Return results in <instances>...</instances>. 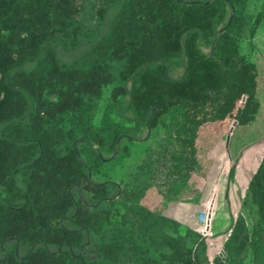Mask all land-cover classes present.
Wrapping results in <instances>:
<instances>
[{
  "label": "trees",
  "instance_id": "1",
  "mask_svg": "<svg viewBox=\"0 0 264 264\" xmlns=\"http://www.w3.org/2000/svg\"><path fill=\"white\" fill-rule=\"evenodd\" d=\"M248 2L0 0V264H208L199 228L161 210L208 191L236 130H264ZM247 188L257 221L227 210L214 264H264V156Z\"/></svg>",
  "mask_w": 264,
  "mask_h": 264
},
{
  "label": "rangeland",
  "instance_id": "2",
  "mask_svg": "<svg viewBox=\"0 0 264 264\" xmlns=\"http://www.w3.org/2000/svg\"><path fill=\"white\" fill-rule=\"evenodd\" d=\"M257 7V0H249L246 12L252 14ZM251 44L253 51L249 49L247 43H243V50L247 53L250 60L260 68L261 60L264 58V19L260 22L254 35L251 38ZM179 71L172 73V76H177ZM256 100V99H255ZM254 101V100H253ZM254 105V103H251ZM262 116V115H261ZM259 120H262L260 116L256 117L248 124L245 128L234 132L233 141L229 142L227 147L223 148V162L218 166L216 174H213V182L205 192L206 187L203 189L202 197H205L206 202H211L212 204L206 203L205 214L207 208L210 212V217L206 223L201 224L198 228V233L201 229L205 228V232L209 233L210 237L207 239V256L208 264H214L213 257L218 253L217 243H219L220 238L215 237L216 232L212 227L211 221L217 219L220 215H225L227 217V210L232 218H236L238 215H243L248 223L254 224L257 221L256 207L252 204L250 196L248 193L247 183L249 178L255 173L256 168L264 156V130L261 127L257 132V127H259ZM210 142H218L214 147L212 155L214 156V161H217L220 154L219 141L222 140L221 135V125L216 124V126H211ZM243 147L242 151L240 149ZM137 148V146H134ZM239 149V150H238ZM138 150H134L132 157L123 164L121 169H118L114 175V180H117L123 174L128 173L130 167L135 164L136 158L138 157ZM237 155V156H236ZM187 158L183 160H172L167 164V170L163 172L160 178H170L172 176L178 175L180 172H185L187 170ZM233 165V177L229 181L227 180V171L229 167ZM214 177V178H213ZM227 188V201L228 208L225 207L223 203V190Z\"/></svg>",
  "mask_w": 264,
  "mask_h": 264
},
{
  "label": "crops",
  "instance_id": "3",
  "mask_svg": "<svg viewBox=\"0 0 264 264\" xmlns=\"http://www.w3.org/2000/svg\"><path fill=\"white\" fill-rule=\"evenodd\" d=\"M206 201L205 197H199L197 199H184L178 200L175 196H172L169 201H167L162 206V214L168 218L174 219L189 229L196 231L199 226H201V214L205 211ZM228 217L225 215H220L218 218L211 221L212 227L214 228L216 235L218 237L220 233L226 230L228 226ZM217 250L221 248L220 241L217 243Z\"/></svg>",
  "mask_w": 264,
  "mask_h": 264
},
{
  "label": "built area",
  "instance_id": "4",
  "mask_svg": "<svg viewBox=\"0 0 264 264\" xmlns=\"http://www.w3.org/2000/svg\"><path fill=\"white\" fill-rule=\"evenodd\" d=\"M199 234L202 235V236H204L205 238L210 237L209 233H207V231L205 232V228L204 229H201V231H199Z\"/></svg>",
  "mask_w": 264,
  "mask_h": 264
},
{
  "label": "water",
  "instance_id": "5",
  "mask_svg": "<svg viewBox=\"0 0 264 264\" xmlns=\"http://www.w3.org/2000/svg\"><path fill=\"white\" fill-rule=\"evenodd\" d=\"M221 252V254H222V251H220ZM222 262H223V259H221V261H220V263L219 264H222Z\"/></svg>",
  "mask_w": 264,
  "mask_h": 264
}]
</instances>
